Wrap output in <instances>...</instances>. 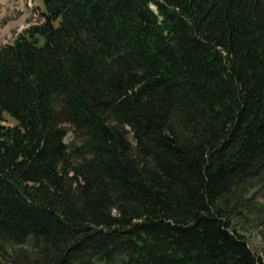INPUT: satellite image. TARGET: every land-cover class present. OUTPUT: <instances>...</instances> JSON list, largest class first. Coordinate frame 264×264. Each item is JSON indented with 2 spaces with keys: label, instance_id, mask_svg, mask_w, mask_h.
Returning <instances> with one entry per match:
<instances>
[{
  "label": "trees",
  "instance_id": "1",
  "mask_svg": "<svg viewBox=\"0 0 264 264\" xmlns=\"http://www.w3.org/2000/svg\"><path fill=\"white\" fill-rule=\"evenodd\" d=\"M38 1L0 44L3 264H263L264 0Z\"/></svg>",
  "mask_w": 264,
  "mask_h": 264
},
{
  "label": "rangeland",
  "instance_id": "2",
  "mask_svg": "<svg viewBox=\"0 0 264 264\" xmlns=\"http://www.w3.org/2000/svg\"><path fill=\"white\" fill-rule=\"evenodd\" d=\"M40 11L38 0H0V44L11 41L19 31L36 22ZM70 140L71 134H68L65 142L69 143ZM254 198L255 204L264 203V181ZM254 216L258 217L256 220L257 227L250 228L246 234L250 235V248L255 254L260 255L264 264V234H261V231L264 232V209L256 212ZM3 262L4 259L0 256V264H3Z\"/></svg>",
  "mask_w": 264,
  "mask_h": 264
}]
</instances>
